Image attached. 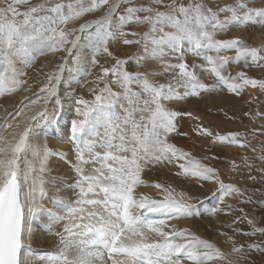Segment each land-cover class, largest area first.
<instances>
[{"label": "snow or ice", "instance_id": "obj_1", "mask_svg": "<svg viewBox=\"0 0 264 264\" xmlns=\"http://www.w3.org/2000/svg\"><path fill=\"white\" fill-rule=\"evenodd\" d=\"M104 7L107 11L98 19L80 23L78 28L62 27ZM258 21L264 22V0L222 5L220 0H91L87 6L84 0H0V95L27 83L21 79L26 73L17 65L27 64L24 56L30 42L41 41L54 53H67L31 101L39 106L34 114L25 115L23 124L20 119L10 123L24 113V101L29 99L25 97L0 120V264H34L33 249L26 241L33 226L45 218L48 232L57 241L53 250L40 257L45 264H183L184 259L190 264H212L226 260L214 243L172 223L194 215L199 197L167 178L151 184L160 198L140 189L149 186L143 178L146 171L177 166L174 179L183 177L199 186L212 181L218 185L221 202L233 193L243 195L236 185L224 183L216 168L172 142L179 118L199 119L172 105L223 88L237 95L247 86L264 92V79L250 77L243 70L227 71L230 63L242 59L246 67L264 70L260 55L264 46H249L239 36L217 38L229 26L246 27ZM141 25H147L142 32L130 27ZM110 40L117 45H140L144 55L121 57L110 50ZM84 49L91 51L90 61ZM233 50L234 56L221 54ZM101 54L112 58L111 66L100 65L97 57ZM189 55L201 63H189ZM149 60L162 71L138 70L141 62ZM132 61L135 69L129 67ZM89 62L99 68L88 88L91 98L65 93L67 110L73 113L67 128L73 175L57 186L55 179L46 178L49 159L68 160V153L38 138L43 127L59 124L66 111L60 96L65 71L69 79H76ZM197 68L214 77L213 82L202 81ZM169 72L173 74L165 82L150 79ZM193 131L213 144L246 146L239 132L221 134L199 123ZM50 183L56 191L48 207L44 201ZM222 210L214 207L212 212ZM154 215L162 218L153 219ZM241 219L251 226V232L244 234H264V227H257L247 215L232 223ZM248 247L264 251L258 244Z\"/></svg>", "mask_w": 264, "mask_h": 264}, {"label": "rangeland", "instance_id": "obj_2", "mask_svg": "<svg viewBox=\"0 0 264 264\" xmlns=\"http://www.w3.org/2000/svg\"><path fill=\"white\" fill-rule=\"evenodd\" d=\"M37 2H39V0H32V3H37ZM144 2L146 3L147 0H144ZM233 2H234V0H220L221 5L224 3H233ZM84 3H85V6H87L88 4L91 3V0H84ZM106 10H107V7H104L102 9L95 11V12L85 13L77 21L70 22L68 25L62 26V27H65L66 29L78 28L80 23L95 19L99 14L105 12ZM120 11H123V9H120ZM221 18H223V16ZM130 27L133 31L142 32L147 28V25L130 26ZM255 29H257V31L264 32V22L258 21L256 23L249 24L246 27L243 25H241V26H229V28L227 30H225L223 32H219L217 34V38L218 39L232 38V37L238 36V35H236L238 32H242V35L244 33H247L248 37H250V36H253L255 34ZM125 30H128V29L126 28ZM126 38L127 39H138V37H132V36H128ZM241 39L244 40L247 45L252 46V47L260 48L261 46H264V40L262 42H253L251 40V42H250V40L248 38H241ZM115 45H117L116 42L111 41V40L109 41L110 50H112L113 52L118 51V53L121 57L129 56V55H133V54H139L141 56L144 55L143 49L140 45L133 44L130 46H124L122 44H119V45H117V47ZM43 48L45 49V47H43ZM40 53H42V51H39L38 53H35V54H27L25 59L28 60L29 62H33L34 60H36L37 56L40 55ZM63 53H64L63 51L55 52V56H56L57 60L51 65L52 67H50L46 71L47 72L46 75L50 71H52V69L60 62V58L63 55ZM208 54L214 55V53H208ZM221 54L234 56L235 52L233 50V51L223 52ZM260 55L264 56V52H261ZM87 56H88L89 61H90V57H91V51L90 50H88ZM58 59H59V61H58ZM97 59L99 60L100 65H103L106 67L111 66V64L113 63L112 58L108 57L104 54L99 55L97 57ZM188 60H189V63H192L193 61H195L196 63H201V61L197 60V58H195L191 55L188 56ZM171 62L175 63L176 61H171ZM70 63H71V60H70ZM131 63H133L134 66L136 67L135 61H132ZM248 63H250V58H249ZM262 63H264V62H262ZM32 69H35V66H32ZM145 69H147L148 71H151V72L162 71V69L159 67V65L156 62H153L151 60H149L147 62H141V67L138 70L143 71ZM85 70H86L87 74L89 75L87 77H90V79H91L90 82H91L94 79L95 75L98 74L99 68L93 67L89 62L88 67ZM241 70L245 71L250 77L264 79V70L256 67L255 65H252L251 67H246V62L243 59L239 62L234 61V62L230 63L228 65V69H227V71L231 72L232 74H235V72L241 71ZM197 73L200 76L201 80L204 82L212 83L214 80V77H212L207 72L201 71L199 68H197ZM172 74L173 73L169 72V73H166L165 75H162V76H152V77H150V79H153V80H156L159 82H165L170 78V76ZM226 74H227V72H226ZM44 82H46V81H44ZM90 82L89 81L84 82L85 86L83 87V89L88 90V88L92 86ZM21 87H24V86H21ZM248 87H251V86H248ZM113 88H114V90L119 91L118 88H116L114 86H113ZM221 91H223L227 95L234 97V99L237 101V103L235 104V109H233L229 112H226L228 119L229 120H237L238 119L239 125H245V124H248V122H249L250 123L249 125L242 126L241 128L236 127V128H226L224 130H221V127H219L214 122H212V121L208 122L204 119L205 115L203 114V112L207 113V115L212 113L211 106H209L203 112L200 111L202 114V118H199L198 120H194V119L189 118L187 116H185L184 119L190 124H192L193 122H195L196 124L199 123L202 127L208 128L213 132H219L221 134H226L228 132H239L240 133V139L244 142V144L246 146L240 147L238 145H235V149H233V147H231V145H228V144H219V143L213 144L211 142L210 138H208L206 136L199 135L197 132L193 131V128L195 127L196 124L192 127L190 132H181V133L174 134L172 136V142H174L178 147H181L180 144L175 141L176 138H183V139L189 140L190 142H193V143L196 141V139H201V140L206 141L204 148L207 149L208 153L205 154L202 158H199V160L202 163L209 164L210 166L216 168L219 175H220V178L224 181V183L227 184V183H230L232 180H235L234 185H236V187H238L241 190V192L243 193V195H238L235 193L234 195H232L230 197V199H228L229 205H231V209H232L233 214H234V220L236 219V217L243 218L245 215H247V217L249 219H252L255 221L257 227H264V204L259 203L260 201H264V159H262V157H264V92H262L260 90L259 91V92H261L260 93L261 95H260L258 93V91H257V93L256 92L253 93V91H247V89H244L243 91H241V93L239 95H237L234 93H230L226 88L221 89ZM221 91H218V95L221 94ZM248 92H249V94H248ZM214 93L215 92L201 93L200 96H193V97L197 101H203V100L210 101L212 96L214 95ZM85 98H91V96L85 97ZM254 98H256L257 101H259V102L256 101L257 105L252 103V101H254ZM261 99H263V100H261ZM185 103L192 104V108L187 109V112H191L193 117H197L196 113H195V108H193L194 103L191 101V99L189 97H187L181 101L176 102L172 106L177 108V105L185 104ZM221 103H223V104H221ZM228 106H229L228 102L226 104V102L224 103L220 100V98H218V107H219L218 112H220V111L222 112L223 109L225 111V109H227ZM225 107H227V108H225ZM257 113H260V115H257ZM208 116L211 117L210 115H208ZM182 134H186V135H182ZM211 143L214 145L213 148L209 147V144H211ZM218 145L229 147V149L233 150V152L241 150V152H244L242 154L243 160L245 158H246L245 160H247L249 157H256V156L258 157V159L257 160L251 159L255 163L252 165H249V169H247L244 165H242L241 162H239L235 165V159H230L229 155H224V154H221L218 152ZM181 148H183V147H181ZM185 151L190 152L192 154V156H194L190 150H185ZM205 157H209V159H204ZM226 160H230L228 162V165L231 166V168H233V171L231 169L232 172L227 175L228 177L231 178V180L226 178L223 174V173L226 174V172L222 169V163ZM183 162L184 161H179L178 163H183ZM233 162H234V167H233ZM170 167H172V166H170ZM170 167L167 169H163V170H169ZM241 168H243V169H241ZM160 170H162V169H160V168L151 169L149 171H146L143 174V176L144 175H151V178L153 181H160ZM177 170H178V167L175 166L173 173H175ZM250 177H252V178H250ZM181 179L183 181L187 182L190 186L195 185L193 181L184 180L183 177H181ZM201 183H202L203 188L204 187H206V188L210 187V185L208 183H205V181H203ZM209 189L210 190L207 191L206 194L202 195L200 200H203L205 198L208 199L209 197H213V195H214L213 193L218 192V185L214 186L213 188L210 187ZM154 192L159 193L158 190H154ZM249 198H250V202H248ZM215 207H217V206H215ZM218 207L221 208L220 199H218ZM218 214H222V212L218 211ZM206 216H208V215H206ZM187 229H189L192 232V230L190 228H187ZM234 229H240L241 231H234ZM248 232H251V226L247 223V220H243V219H241V221H238L235 224L232 223L231 231H229L227 233H223V232L218 231L219 234L224 235V237L222 236V238H225V239H227V241H229V243H232V246L230 247L231 250L233 247H237V248L241 249L239 252L233 253L237 258L241 257V261H239V264H264V251H256L254 249L250 250L248 247L249 244H258V245H260L261 248H264V234H261V233H256L255 235L244 234V233H248ZM230 234L232 236H230ZM225 235H227V236H225ZM228 237H231L232 239H229ZM203 238L211 241L217 247H219V246L223 247V249H221L220 247L219 248L221 249V251L223 253H225L226 260H224V261L218 260V264H227V261H231L232 264H236L228 256V250H227L228 248L225 247L226 242H224L222 240V238H221V242H219V241L213 242L211 240V238H209L205 235L203 236Z\"/></svg>", "mask_w": 264, "mask_h": 264}, {"label": "bare ground", "instance_id": "obj_3", "mask_svg": "<svg viewBox=\"0 0 264 264\" xmlns=\"http://www.w3.org/2000/svg\"><path fill=\"white\" fill-rule=\"evenodd\" d=\"M103 14L104 12L99 14L95 19H98ZM236 35H238L241 38H248L250 42L251 40L253 42H262L264 40V32L257 31V29H255V34L250 37H248L247 33H244L242 35V32H238ZM115 46L117 47V45ZM43 47H45V49ZM39 51H42V53H40V55L37 56L36 60H34L33 62H29L28 60L25 59L27 54H35V53H38ZM83 51L86 54L88 53V49H84ZM66 55L67 53L64 52L61 58ZM61 58H60V61H61ZM24 59L27 61V64L26 65L18 64L17 66L21 68L23 72L26 73L24 76L21 77V79L27 81V83L23 85L24 87H20L14 92L0 95V120L3 119V117L7 114V112H12L21 103V101L24 100L25 97L29 98L28 100L24 101V109H25L24 113H22L20 117L14 118L13 120L10 121V123H13V124H15V119H20L21 124H23L24 116L25 115L30 116L34 114V111L39 107L38 105H32L31 101L36 98V94L39 92V89L42 86L41 84L44 81H46V73H47L46 71L50 67H52L51 65L57 60L55 53L52 52L50 48L46 46L44 42H41V41H33L29 43L27 53L25 54ZM70 60L71 59H69V65H71ZM32 66H35V69H32ZM129 67L132 69L136 68L133 63H131ZM63 75H64L65 82L60 85V96H61V99L65 101L66 111L63 117L61 118L59 124H54V125L43 127L40 131V135L38 138L39 142H47L50 148L68 153V160L60 159L55 156L50 157L49 159V163H48L49 173L46 174V178L55 179V181L57 182V186H59L60 181H70L73 175L68 161L73 160L74 157L71 152V145L69 144L67 140V128L70 123V119L73 118V113L70 110H67V97L65 96V93L72 92L77 96L83 94L85 97H89L90 94L88 93V90L83 89V87L85 86L84 82L86 81L90 82L91 80L90 77H87L89 75L87 74L86 70H84V72L81 73L76 79H69V73L67 71H65ZM25 89H28V90L25 91ZM245 89H247V91H253V93L255 92L257 93V91L259 94L261 93L259 92L260 91L259 88H251L247 86V88ZM189 98L194 103L193 108H195V113L198 118H202V114L200 111L203 112L209 106H211L212 113L208 114L211 117H209L207 113L203 112V114L205 115L204 119L208 122H211V121L214 122L219 127H221V130H224L226 128H236V127L241 128L242 126L250 124L247 121L248 124L244 123L245 125H239L238 119L237 120L228 119L226 112H229L235 109V104L237 103V101L234 99V97L225 94L223 91H221V94L219 95H218V92H215L210 101H207V100L197 101L194 99L193 96H189ZM218 98H220L222 102L224 103L226 102V104L227 102L229 103L228 108L225 107L227 108L225 109V111L223 109L224 112L223 111L218 112V108L220 107V106L218 107ZM256 101L257 99L254 98V101H252V103L256 104ZM49 107L50 108L54 107V102L50 104ZM29 108H31L32 111H29L28 110ZM190 108H192V104L190 103L177 105V109L183 112H187V109H190ZM184 117L179 118L178 133L190 132L192 127L196 124L195 122H193L192 124L188 123L184 119ZM4 134H7V132H5ZM175 141L179 143L180 146L183 147L185 150H190L193 153V155L198 159L202 158L205 154L208 153L207 149L204 148L206 144V141L204 140L196 139V141L193 143L183 138H176ZM213 146L214 145L212 143L209 144L210 148H213ZM231 147L235 149V145H231ZM218 152L224 155H229L230 159H235V165L241 162L242 165H244L247 169H249V165H252L255 163L252 160L258 159V157L256 156V157H249L247 160L245 159L243 160L242 154L244 152H241V150L233 152V150L229 149V147H225L222 145H218ZM229 161L230 160H226L222 163V169L226 172V174L223 173L224 176L228 178L229 180H231V178L227 176L233 171V168H231V166L228 165ZM174 168L175 166H172L170 167L169 170H163V169L160 170V180L167 178L172 183H174L176 187L178 188L182 187L186 191H189L190 193L194 194L200 199L202 195L206 194V192L210 190L209 189L210 187L213 188L214 186H216V184L212 181H205V183H208L210 185L209 188H206V187L203 188V186H199L195 181H193L195 185L190 186L187 182L183 181L181 178L174 179L173 177ZM143 178L148 182L149 186L142 187L140 191L144 192L145 194L149 196H152L153 198H160V194L154 192V190H157V189H155L154 187H151V184L153 181L151 178V175H144ZM234 183H235V180H232L230 182V184H234ZM46 187L49 192V197L45 199L44 203L46 206L51 207L52 206L50 203L51 195L56 191V188L53 187L51 183L46 185ZM61 192L62 194H65L63 189H61ZM234 194L235 193L225 197L223 202H221V209H223L221 211L222 214H218V212L216 213L212 212L213 207L215 206L218 207V199L220 198L217 192V194L213 195V197L200 200V202L197 204L196 209L194 210V215L184 218V219H180V220H173L172 223L176 224L178 227L190 228L192 232H195L197 235L201 236L202 238L205 235L211 238L213 242H216V241L221 242V238L222 236L224 237V235L219 234L218 231L223 232V233H227L231 231L232 221L234 220V214H233L232 209L229 210L227 208V206L229 205L228 199H230V197ZM42 225H44V227H42ZM230 236L232 235L230 234ZM222 240L226 242L225 247L228 248L227 249L228 256L230 257V259L234 261L236 264H239V261H241V257L237 258L233 254L234 252L230 249V247L232 246V243H229V241H227V239L225 238H222ZM26 242L29 243L31 248H33L34 250H39V249L53 250L57 241H56V238L53 235H51L47 230L46 218L39 220L33 226V234L31 238ZM219 247L223 249V247L221 246ZM40 257L42 256H33L34 264H45V260L41 259ZM183 264H190V262L184 259ZM212 264H218V260L213 261Z\"/></svg>", "mask_w": 264, "mask_h": 264}]
</instances>
